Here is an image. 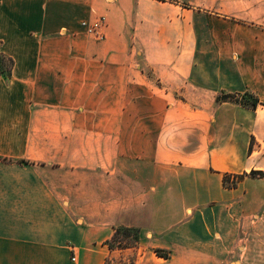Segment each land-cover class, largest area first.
Returning <instances> with one entry per match:
<instances>
[{"label": "crops", "instance_id": "0c3cea01", "mask_svg": "<svg viewBox=\"0 0 264 264\" xmlns=\"http://www.w3.org/2000/svg\"><path fill=\"white\" fill-rule=\"evenodd\" d=\"M1 56L0 264H264V0H0Z\"/></svg>", "mask_w": 264, "mask_h": 264}, {"label": "trees", "instance_id": "16d2710c", "mask_svg": "<svg viewBox=\"0 0 264 264\" xmlns=\"http://www.w3.org/2000/svg\"><path fill=\"white\" fill-rule=\"evenodd\" d=\"M7 61L4 56H1L0 58V69L1 72L9 78L11 76V71L6 70L3 67V63H6ZM8 63H11L10 60L7 61ZM217 103H224V102H232L241 105L244 108L250 109V110H256L259 106H264V104L260 101V99L252 92L247 91L245 93H226L222 92L219 94L216 98ZM255 146V140L253 139L250 145V151L254 149ZM245 177H251V178H264V172L263 171H251L250 173H244L242 175H232V174H225L223 177L224 185L227 187H236L238 182L243 180ZM133 231L131 229L127 228H121L118 229L112 238L108 242V245L111 249H114L115 245L114 243L119 241L120 237L132 235ZM159 255H163L161 252L158 251Z\"/></svg>", "mask_w": 264, "mask_h": 264}, {"label": "rangeland", "instance_id": "374dc122", "mask_svg": "<svg viewBox=\"0 0 264 264\" xmlns=\"http://www.w3.org/2000/svg\"><path fill=\"white\" fill-rule=\"evenodd\" d=\"M181 96H183L182 94H180ZM114 245L116 246L117 245V241L114 243ZM118 249V247L116 248ZM119 250V249H118ZM131 253H127V254H123L122 252H116L115 255H113L112 259L109 261V264H119L120 261H123L124 263L125 262H128L129 259H133V256L132 255H129Z\"/></svg>", "mask_w": 264, "mask_h": 264}, {"label": "built area", "instance_id": "2783aa9c", "mask_svg": "<svg viewBox=\"0 0 264 264\" xmlns=\"http://www.w3.org/2000/svg\"><path fill=\"white\" fill-rule=\"evenodd\" d=\"M83 25H86V23H83ZM104 25V19L97 22L94 26L89 27L87 30L89 33L93 34L97 39H103L104 34L102 31V27Z\"/></svg>", "mask_w": 264, "mask_h": 264}]
</instances>
